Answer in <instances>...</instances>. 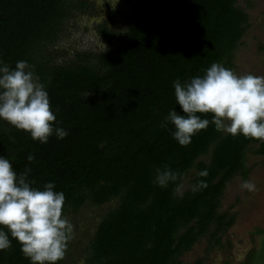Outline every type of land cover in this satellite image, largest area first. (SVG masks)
Wrapping results in <instances>:
<instances>
[{"label":"trees","instance_id":"obj_1","mask_svg":"<svg viewBox=\"0 0 264 264\" xmlns=\"http://www.w3.org/2000/svg\"><path fill=\"white\" fill-rule=\"evenodd\" d=\"M238 1L131 0L122 30L96 25L116 45L58 62L55 44L76 12H89L87 1L0 0V65L14 69L27 61L49 95L54 129L68 133L60 139L53 132L41 143L0 118V158L18 175L30 168L33 187L53 183L63 192L64 216L115 202L95 227L86 264H182V255L206 236L221 247L234 222L219 212L225 188L238 175L246 180L247 153L264 156V141L217 131L212 114H198L210 124L182 146L167 117L182 111L175 81L203 76L214 63L235 70L248 28ZM164 167L178 178L161 187L156 175ZM188 175L191 186L179 193ZM201 181L207 187L194 191ZM0 231L11 241L0 264H31L8 229ZM255 234L260 249L241 264H264V229Z\"/></svg>","mask_w":264,"mask_h":264},{"label":"clouds","instance_id":"obj_2","mask_svg":"<svg viewBox=\"0 0 264 264\" xmlns=\"http://www.w3.org/2000/svg\"><path fill=\"white\" fill-rule=\"evenodd\" d=\"M116 2L113 0V7ZM174 89L182 111H170L167 120L175 126L173 136L180 145H189L196 133L208 128L210 121L198 114H212L217 131L264 141V76L237 75L214 63L203 76L185 83L175 81ZM0 118L41 143H47L53 132L60 139L68 134L63 128L54 129L57 117L49 95L27 61H18L14 69L0 65ZM27 159L31 163L35 157L30 154ZM30 172L26 168L18 175L8 158H0V226L21 244L31 264H58L74 233V225L63 214L65 195L54 191L53 183L43 190L33 187ZM200 175L207 176V172ZM177 178L178 173L164 167L157 171L156 183L166 187ZM201 187L207 184L199 182L194 191ZM241 187L255 191L251 181H244ZM10 247L8 233L0 231V251Z\"/></svg>","mask_w":264,"mask_h":264},{"label":"rangeland","instance_id":"obj_3","mask_svg":"<svg viewBox=\"0 0 264 264\" xmlns=\"http://www.w3.org/2000/svg\"><path fill=\"white\" fill-rule=\"evenodd\" d=\"M86 1L89 12H76L55 44L58 62L72 58L77 51L98 53L116 45L100 37L96 25L107 23L112 29L122 30L131 0H117L115 7L113 0ZM238 6L248 16V28L235 53L234 72L264 76V0H239ZM245 165L248 170L246 180L240 175L233 178L220 201L219 212L234 217L231 227L221 236V247L212 246L208 237H203L182 255V264H241L248 250L257 246L255 230L264 229V156L249 151ZM190 180L191 175H188L182 181L179 193L191 186ZM244 181H251L255 191L243 189ZM113 207L115 202L101 207L84 206L77 214L66 216L74 225V233L64 264H86L85 254L95 227L101 216Z\"/></svg>","mask_w":264,"mask_h":264},{"label":"flooded vegetation","instance_id":"obj_4","mask_svg":"<svg viewBox=\"0 0 264 264\" xmlns=\"http://www.w3.org/2000/svg\"><path fill=\"white\" fill-rule=\"evenodd\" d=\"M257 237H258V244H257V246H254V247H252V248H250L249 250H248V252H247V256H246V259H247V257H248V255H249V253L251 252V251H253V252H257L259 249H260V240H261V236L260 235H256ZM246 259H245V261H246ZM244 261V262H245Z\"/></svg>","mask_w":264,"mask_h":264}]
</instances>
